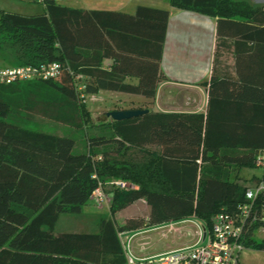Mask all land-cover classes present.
<instances>
[{
	"label": "trees",
	"instance_id": "1",
	"mask_svg": "<svg viewBox=\"0 0 264 264\" xmlns=\"http://www.w3.org/2000/svg\"><path fill=\"white\" fill-rule=\"evenodd\" d=\"M42 2L40 14L0 10V37L9 36L22 54L20 65L0 57L1 67L61 62L70 69L58 79L0 85V264H127L121 233L192 216L209 227L214 214L246 202L240 170L255 168L264 150V7L170 0L217 20L209 115L148 110L106 120L99 125L106 131L89 135L79 150L73 135L28 123L41 117L83 132L91 111L82 95L108 91L155 99L170 11L139 6L130 15ZM227 53L234 65L224 59ZM107 59L113 60L110 70L103 65ZM106 177L132 185L112 191V216L145 200L148 218L122 225L101 218L98 233L56 235L60 216L81 213ZM247 246L264 250L256 239Z\"/></svg>",
	"mask_w": 264,
	"mask_h": 264
},
{
	"label": "crops",
	"instance_id": "2",
	"mask_svg": "<svg viewBox=\"0 0 264 264\" xmlns=\"http://www.w3.org/2000/svg\"><path fill=\"white\" fill-rule=\"evenodd\" d=\"M86 1L93 6H86L80 9L122 12L130 15H134L139 6L170 11V19L167 26L161 62L163 78L158 86L155 99L148 100L140 95L108 91H101L93 95L94 97H104L109 104H115L117 100L119 101V108L115 107L108 111L143 107L154 113L201 114L205 118L209 115V87L215 66V50L217 44V20L215 18L197 12L175 8L171 5L170 0H151L154 1V4H143L142 2H136V0ZM235 1L248 2L254 7H264V0ZM224 59L228 64L234 65V57L232 54L227 53ZM103 65L105 69L110 70L113 65V60L107 59L104 61ZM126 80L130 83L138 82V78L136 77H127ZM124 101H129V105L124 103ZM212 114L215 116V110L212 111ZM154 148L158 151L161 149V147L158 146H154ZM247 168L248 167H245V169ZM241 173L242 171L240 170L238 177L239 183L246 186V181L244 180L243 182L240 179ZM260 174L248 175L249 184L251 185L250 182L255 181ZM109 197L111 200L113 199L112 192H110ZM90 201L95 202L92 199H90ZM139 202L145 203L149 216L150 207L145 200L137 201L133 205ZM132 206L116 213L112 218L119 225H122L129 218L139 217L135 213L131 214L130 211L128 212ZM148 216L146 218H148ZM195 219H197V217L192 216L183 220V222H190ZM169 223L171 222L160 224V226H167ZM152 229L153 228H146L135 232H125L121 233L120 237L124 246H129V250L137 257H150L141 255V252L139 253L136 251L135 246L140 242V236ZM124 239L128 242L125 243Z\"/></svg>",
	"mask_w": 264,
	"mask_h": 264
},
{
	"label": "rangeland",
	"instance_id": "3",
	"mask_svg": "<svg viewBox=\"0 0 264 264\" xmlns=\"http://www.w3.org/2000/svg\"><path fill=\"white\" fill-rule=\"evenodd\" d=\"M59 2L64 6L78 9L85 8L86 6H93L90 5L91 3H88L86 0H59ZM136 2H142L143 4H154V1L151 0H136ZM0 10L33 15L43 13L44 4L42 0H0ZM0 41L2 42L0 57L9 61L10 64L20 65L22 63V54L18 46L7 35L0 37ZM1 58L0 67L6 65ZM92 99L93 100H91V98L85 99V102L87 103L86 107L89 111H91V120L83 132L74 131L67 126L41 117L34 118L28 123V126L47 132L73 135L76 139L78 149L81 150L86 146L87 137L89 135L106 131V128L100 127L99 125L101 122L106 120H112L106 116V114L110 112L108 110L115 107L119 108L118 100L115 104H109L104 97H94ZM124 103L129 105V101H124ZM241 171L242 173L240 179L243 182L245 180V184L247 186V183L250 185L248 181V175H259L262 172V169L259 167L245 169V167H243ZM113 180L114 179H109L106 177L105 182L102 185V188L107 195H109L110 192L115 189V187L110 184ZM250 183L253 184V182ZM92 200L95 201V199ZM111 204V199H109L108 203H104L103 205L89 201V203L83 206L81 213L62 214L55 228V234L59 235L63 233L81 232L98 233L100 219L112 218V214L110 212ZM129 211L131 214L135 213L137 216L144 218H146L149 213L144 202H139L136 205H133L130 210H128V212ZM204 226V221L197 218L190 222L173 221L167 226L157 225L148 227L147 229H153L140 236V242L135 246L136 251L139 253L141 252V255L152 257L162 253H170L182 248H186L188 246L194 245L197 242V231H199V228H203ZM256 235V240H258L259 243H264V233L257 231ZM124 242L127 243L128 241L124 239ZM241 264H264V250L255 248L244 250L241 254Z\"/></svg>",
	"mask_w": 264,
	"mask_h": 264
},
{
	"label": "built area",
	"instance_id": "4",
	"mask_svg": "<svg viewBox=\"0 0 264 264\" xmlns=\"http://www.w3.org/2000/svg\"><path fill=\"white\" fill-rule=\"evenodd\" d=\"M67 70H70L67 64L61 62L0 67V85L58 79ZM84 89V85L79 87L80 91ZM81 97L86 99L84 95ZM90 98L93 100L94 96ZM255 166L262 172L253 184L246 187V202L239 204L234 211L223 209L214 214L209 227L205 224L198 229L194 245L152 257H137L129 246H125L127 264H241L242 252L249 249L248 241L256 239L257 231L264 233V150L256 155ZM110 184L123 190L132 187L122 179H114ZM91 199L103 205L109 202L110 197L100 185Z\"/></svg>",
	"mask_w": 264,
	"mask_h": 264
},
{
	"label": "water",
	"instance_id": "5",
	"mask_svg": "<svg viewBox=\"0 0 264 264\" xmlns=\"http://www.w3.org/2000/svg\"><path fill=\"white\" fill-rule=\"evenodd\" d=\"M149 111L146 109H128V110H115L106 114L108 118L113 121H124L147 114Z\"/></svg>",
	"mask_w": 264,
	"mask_h": 264
}]
</instances>
